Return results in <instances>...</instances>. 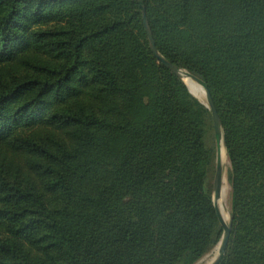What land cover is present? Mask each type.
Instances as JSON below:
<instances>
[{
  "label": "trees",
  "instance_id": "16d2710c",
  "mask_svg": "<svg viewBox=\"0 0 264 264\" xmlns=\"http://www.w3.org/2000/svg\"><path fill=\"white\" fill-rule=\"evenodd\" d=\"M142 2L221 121L219 264H264V0ZM209 129L136 0H0V264L196 263L222 236Z\"/></svg>",
  "mask_w": 264,
  "mask_h": 264
},
{
  "label": "water",
  "instance_id": "95a60500",
  "mask_svg": "<svg viewBox=\"0 0 264 264\" xmlns=\"http://www.w3.org/2000/svg\"><path fill=\"white\" fill-rule=\"evenodd\" d=\"M136 2L139 4V7L141 8V11H142L143 26H144L145 33L147 35L149 49L152 52L153 56L166 69L171 71V73H173L177 78H179L180 80L191 79L194 82H196L204 90V95H205V100H206L205 106L211 114L213 131H214V136L216 140V160H215V171H214L213 186H212L213 195H214L213 207L215 209L218 222L222 229V236H221L220 242L217 245L218 255L211 264H219L225 255V251L227 248L230 231H231V223L229 222L227 224L223 221V218L220 215L219 210L217 208V200L220 197L222 183H223V167H222L221 152H222V145L225 146L221 121H220L216 106L214 104L213 98L211 96V93L207 85L201 79L197 78L196 76L168 62L158 53L156 46H155L153 36H152L151 29L149 27V23L145 15V8L143 5V2L142 0H136Z\"/></svg>",
  "mask_w": 264,
  "mask_h": 264
},
{
  "label": "rangeland",
  "instance_id": "374dc122",
  "mask_svg": "<svg viewBox=\"0 0 264 264\" xmlns=\"http://www.w3.org/2000/svg\"><path fill=\"white\" fill-rule=\"evenodd\" d=\"M139 36V35H138ZM141 41V40H140ZM184 70V69H182ZM185 71V70H184ZM184 83V80H181ZM185 84V83H184ZM187 87V86H186ZM188 89V88H187ZM189 91V90H188ZM190 92V91H189ZM193 95V94H192ZM194 96V95H193ZM195 97V96H194ZM201 104H203L205 106L206 100H205V95L203 96V99L200 100L197 97H195ZM206 107V106H205ZM204 142L206 143V146L208 148H211L214 150V168H215V160H216V140H215V136H214V131L213 130H207L205 132V136H204ZM223 146V145H222ZM6 149H9L8 147H3V145H0V150L5 151ZM1 153V152H0ZM6 159L5 157L1 158L0 163L5 162ZM222 167H223V184L225 187V192L221 194L220 196V203H222L224 205V214L226 215L227 218V222H231L230 221V200H231V187H230V183H229V179H228V173L230 171V162L228 159V155H227V151H226V147H223V157H222ZM215 171V169H214ZM213 176H214V172H213ZM213 176H212V180L210 182V188L207 190V193L210 196V199L212 201L213 204V199H214V195H213ZM223 198V199H221ZM223 201V202H222ZM226 222V223H227ZM228 222V223H229ZM227 223V224H228ZM220 228V224H217V227L215 228V230L213 231V237H216L218 234V230ZM221 239V238H220ZM220 242V240L218 241V243ZM218 243L211 248L208 252H206L196 263L194 264H211L215 258L217 257L218 254L217 253V245Z\"/></svg>",
  "mask_w": 264,
  "mask_h": 264
},
{
  "label": "bare ground",
  "instance_id": "6f19581e",
  "mask_svg": "<svg viewBox=\"0 0 264 264\" xmlns=\"http://www.w3.org/2000/svg\"><path fill=\"white\" fill-rule=\"evenodd\" d=\"M184 83L187 86L188 90L190 91L191 94H193L195 97H197L198 99L202 100L203 96H204V90L193 80L191 79H184ZM223 147L222 146V152H221V156L223 157ZM221 192L224 193L225 192V187L224 184L222 183V189ZM221 193V194H222ZM220 194V196H221ZM223 199V198H221ZM223 202V201H222ZM217 208L219 210L220 215L223 218V221L226 223L227 222V218L226 215L224 214V205L222 203H220V197L217 200ZM229 222V221H228ZM227 222V223H228ZM217 254V253H216ZM209 264V263H208Z\"/></svg>",
  "mask_w": 264,
  "mask_h": 264
}]
</instances>
